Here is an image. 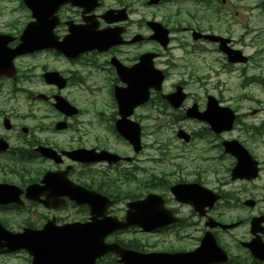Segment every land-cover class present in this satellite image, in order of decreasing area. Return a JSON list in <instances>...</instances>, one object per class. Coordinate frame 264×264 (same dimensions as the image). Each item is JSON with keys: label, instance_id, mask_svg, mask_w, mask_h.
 <instances>
[{"label": "flooded vegetation", "instance_id": "flooded-vegetation-1", "mask_svg": "<svg viewBox=\"0 0 264 264\" xmlns=\"http://www.w3.org/2000/svg\"><path fill=\"white\" fill-rule=\"evenodd\" d=\"M97 3L89 11L62 3L46 19L53 26L57 41L67 35L70 26H91L96 30L118 28L107 46L74 56L52 47L25 52L13 59L11 76L0 74V158L9 173L21 177L18 185L23 189L28 185L43 186L40 183L46 174H52L54 180L52 189L41 188L21 209L41 221L50 217L57 222L87 220L89 204L76 205L57 188L56 183L66 179L111 200L112 207L119 201L125 205L143 199L147 188L156 189L176 220L154 233L173 236L174 242L190 236L198 245L202 236L211 231L222 248V262L218 264H264L251 249L259 241L264 243V196H256L258 189H264V119L255 122L256 118L250 124L241 122L242 116L264 114V101L257 100L258 107L243 114L231 107L237 114L236 121L232 130L222 132L221 43L195 39L192 33L222 36V31H216L210 21V9L188 13L189 24L182 22L175 26L164 21L170 33L164 46L148 23L146 0H97ZM119 9L124 11L117 14ZM111 18L115 21L108 22ZM31 20L11 31L10 47L20 43L21 31ZM151 20L159 21L155 16ZM179 34L183 37H178ZM230 43V47L236 44L232 39ZM148 54L153 68L162 73L164 80L159 86L147 88V60L141 57ZM30 59L41 63L24 62ZM251 59L247 55L246 64ZM37 82L41 88L35 87ZM194 82L202 89V98H196L189 90ZM178 88L182 98L174 104L168 97ZM143 92H148L145 100ZM211 97L215 103L210 101ZM57 100L65 101L67 108H58ZM148 122L172 128L171 168L164 167L169 161L159 146L155 149L151 145L147 150ZM132 125L138 128V148L124 134L125 128ZM236 131L240 136L234 135ZM233 139L245 148L247 156L238 157V153L225 149L224 142ZM69 152L78 156L72 158ZM242 160L254 172L250 177L234 174L237 167L241 168ZM148 163L158 165L157 169L147 172L151 168ZM18 172H23L26 178ZM261 180L263 183L258 184ZM174 185H197L213 190L220 196L215 205L222 202V208H244L247 214L237 217L238 214L222 213L221 217L210 213L214 207L196 213L190 203L174 196L171 190ZM54 196L57 200L51 201L50 197ZM188 198L193 199L192 195ZM60 200L64 204L60 205ZM44 201L59 206L47 208ZM171 202L189 205L193 212L180 213L178 208L168 206ZM68 207L74 208L79 218H64L61 212ZM8 209L19 208L8 205ZM258 217L263 220L252 231L251 222ZM219 222L222 229L216 224ZM210 223L213 225L209 226ZM131 229L143 232L134 227L113 232L106 239L128 247L131 244L123 245L120 235ZM191 249L169 244L158 251Z\"/></svg>", "mask_w": 264, "mask_h": 264}, {"label": "water", "instance_id": "water-1", "mask_svg": "<svg viewBox=\"0 0 264 264\" xmlns=\"http://www.w3.org/2000/svg\"><path fill=\"white\" fill-rule=\"evenodd\" d=\"M28 5L33 6L39 14L44 15L47 7L50 5L52 0H25ZM156 0H150L154 2ZM78 2V0H73ZM81 29H73L72 35H77ZM156 36L158 39L163 40V44L167 42V32L163 30L161 26L155 28ZM51 31L44 27L41 23L29 26L24 30L22 35L23 46L29 40L31 48H37L38 46H48ZM84 33L77 37H83ZM50 37V38H49ZM103 41L107 42L113 39V35H100ZM210 37V36H207ZM6 39L0 37V72H3L5 67L9 64L8 60L11 61L13 52L7 54L4 47ZM80 41V40H79ZM101 43V41L98 39ZM116 42V41H115ZM228 39L222 38V51L228 56V60L237 61L245 60L240 57L238 50H232L226 47ZM88 43H90L88 41ZM75 44H80L76 42ZM92 45V44H90ZM96 45V44H95ZM94 45V46H95ZM97 46V45H96ZM147 60V78L146 86H159L162 82L163 75L160 71L153 68L151 56L143 55L141 60ZM145 96V98H144ZM148 97V92H143V100ZM182 98V95L177 93L174 96H169L170 102L176 104ZM178 100V101H177ZM211 102L215 103V100L211 99ZM58 108H66V102L60 101ZM123 112V108H122ZM234 119L232 110L227 107H222V129H229L230 124ZM125 136L130 142L138 148L139 143V132L137 126L132 125L130 129L125 128ZM226 150L238 153L240 155L247 156L246 151L238 145L236 141L227 142ZM240 147V149L238 148ZM255 171V170H254ZM254 172H251V167L243 160L241 162V168H236L234 174L241 177H250ZM46 188L53 186V179L51 175H46L43 179ZM60 188V185H58ZM63 191L69 196L76 198L77 195L81 196L83 190L81 188H75L69 182L61 185ZM172 191L178 200L184 202H192L196 210H200L204 213V206L212 207L214 201L218 196L214 195L210 190L205 189L201 186H179L172 187ZM20 189L12 184L0 183V204L9 202L21 203L19 200ZM32 193L29 192V187L26 188L25 195L27 198ZM188 195H192V198H188ZM96 196H93L95 198ZM89 200L90 198L87 197ZM90 207L92 211V222L87 226H74V225H63L56 227L52 222H48L41 230L24 229L21 233H11L6 231L0 224V249L3 247L7 251L15 250L18 248H26L28 252L33 256L32 264H94L97 257L101 256L106 251L112 250L119 254L121 262L124 264H214L220 262V256L222 250L217 246L214 237L207 233L202 239L200 246L192 252L184 253H138L130 250H124L117 245L103 244V231L104 225H111L112 228L126 227L129 225H139L144 230H152L162 224L169 221L170 211L166 210L163 206L161 197L155 194H148L143 200H137L127 204L129 208L126 212L125 221L119 223L114 218L104 217V213L107 208V203L98 198V200H90ZM52 206V205H47ZM97 216H102L103 220L97 219ZM261 218H255L251 222V230L254 231L257 228L258 222ZM105 223V224H104ZM263 246L261 243H255L252 250L259 256L263 255ZM261 258V257H260ZM264 260V257H262ZM222 262V261H221Z\"/></svg>", "mask_w": 264, "mask_h": 264}, {"label": "rangeland", "instance_id": "rangeland-1", "mask_svg": "<svg viewBox=\"0 0 264 264\" xmlns=\"http://www.w3.org/2000/svg\"><path fill=\"white\" fill-rule=\"evenodd\" d=\"M222 1V2H221ZM186 0H171L157 6L147 7V18L155 16L156 19L167 21L175 26H180L181 21H185V13H193L196 8H184L188 4ZM215 7L222 9V13L218 15L215 24L216 31H222V35L231 38L236 44L234 47L242 49L245 55H251L252 59L246 65H231L227 63L225 56L222 54V104L236 108L239 114L248 113L252 108L258 107L256 101H264V0H214ZM200 13L202 8H197ZM179 14V16H177ZM175 17H174V16ZM210 17L213 15L209 14ZM213 16L212 18H215ZM28 18V11L24 9L19 0H0V32H11L15 27H21L24 21ZM222 22V24H221ZM19 29V28H18ZM175 36V34L173 33ZM178 37H183L181 34ZM33 65H39L41 62L38 59L27 60ZM35 87L41 88V83L37 82ZM36 89V90H37ZM189 90L192 91L196 98H202V89H199L197 82L191 83ZM37 112V108H36ZM256 118L264 119V114L241 117L242 123L250 124ZM241 129V123H239ZM146 144L147 150L152 145L155 149L160 147V151L164 152L169 163L164 164V167L171 168V151L173 150V130L169 125H157L156 123L148 122L146 126ZM234 135L240 133L236 131ZM156 155V152H155ZM4 160L0 158V181L5 180L15 184H20L21 177L9 173ZM1 163H3L1 165ZM147 172H153L158 165L148 163ZM24 177L23 179H25ZM263 183L262 180L257 182ZM147 192L153 191L159 193L156 189H146ZM222 190V187H221ZM256 196L261 194L264 196V189H258ZM168 206L176 207L180 213H189L192 211L189 205L181 206L174 202L167 203ZM264 205V202L262 203ZM114 215L123 216L125 211L124 201H119L117 206L112 207ZM239 210V211H238ZM222 208V202L215 205L210 213H222L237 217H243L247 214L244 208ZM244 210V211H242ZM193 212V211H192ZM61 215L67 220L79 218L78 212L68 207L61 212ZM0 218L7 221V227L12 230L19 228L28 222L34 226L41 225V220H36L26 209H16L15 211L0 209ZM121 241L130 243L140 250L156 251L167 247L169 244L185 248H194L196 243L193 237L183 238L181 242H174L173 236L164 234L159 235L154 232L144 233L131 229L128 232L120 235ZM0 264H30L29 256L24 251L15 253L0 254ZM100 264H115L113 257H107Z\"/></svg>", "mask_w": 264, "mask_h": 264}]
</instances>
